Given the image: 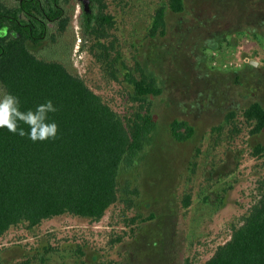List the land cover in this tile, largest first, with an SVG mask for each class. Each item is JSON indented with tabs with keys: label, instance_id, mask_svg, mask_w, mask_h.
Wrapping results in <instances>:
<instances>
[{
	"label": "rangeland",
	"instance_id": "rangeland-1",
	"mask_svg": "<svg viewBox=\"0 0 264 264\" xmlns=\"http://www.w3.org/2000/svg\"><path fill=\"white\" fill-rule=\"evenodd\" d=\"M102 1L113 23L100 37L85 36L72 0L68 30L36 50L68 63L123 117L151 107L158 128L101 219L15 225L0 238V264H204L259 198L264 130L251 133L244 111L264 104V0H185L182 12L170 0ZM162 5L166 29L152 36ZM123 63L137 77L153 71L162 92L139 98ZM177 118L196 127L186 141L172 135Z\"/></svg>",
	"mask_w": 264,
	"mask_h": 264
},
{
	"label": "trees",
	"instance_id": "trees-1",
	"mask_svg": "<svg viewBox=\"0 0 264 264\" xmlns=\"http://www.w3.org/2000/svg\"><path fill=\"white\" fill-rule=\"evenodd\" d=\"M71 2L0 0V92L17 96L22 111L35 110L49 99L58 108L49 114V120L58 125L55 140L32 142L0 129V238L15 225L36 226L66 213L101 219L119 199L121 170L145 160L146 147L158 128L151 107L123 117L68 63L36 50L51 38L55 41L53 30L58 35L68 30ZM79 2L82 32L86 37H100L112 26L113 16L105 12L102 0H90L88 9L84 0ZM169 7L182 12L185 0H170ZM166 16L167 7L159 6L150 28L152 36L164 34ZM105 52L110 54L109 50L101 54ZM123 65L139 98L162 92L153 71L142 69L137 77ZM244 117L253 126L251 133L264 130L262 102H252ZM195 131L187 120L177 118L171 123L178 141L188 140ZM257 190L259 198L244 222L204 264H264V175L258 179Z\"/></svg>",
	"mask_w": 264,
	"mask_h": 264
},
{
	"label": "clouds",
	"instance_id": "clouds-1",
	"mask_svg": "<svg viewBox=\"0 0 264 264\" xmlns=\"http://www.w3.org/2000/svg\"><path fill=\"white\" fill-rule=\"evenodd\" d=\"M57 111L50 99L37 105L35 110L22 111L17 96L0 92V129H7L20 137L27 136L32 142L57 138L58 125L49 120V114Z\"/></svg>",
	"mask_w": 264,
	"mask_h": 264
},
{
	"label": "water",
	"instance_id": "water-1",
	"mask_svg": "<svg viewBox=\"0 0 264 264\" xmlns=\"http://www.w3.org/2000/svg\"><path fill=\"white\" fill-rule=\"evenodd\" d=\"M84 1H85V4H86V8L88 9L90 0H84Z\"/></svg>",
	"mask_w": 264,
	"mask_h": 264
}]
</instances>
